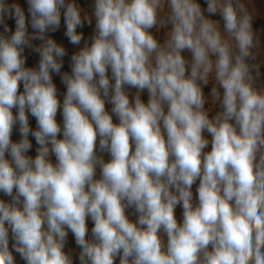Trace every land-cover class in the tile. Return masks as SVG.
<instances>
[{
	"label": "clouds",
	"instance_id": "clouds-1",
	"mask_svg": "<svg viewBox=\"0 0 264 264\" xmlns=\"http://www.w3.org/2000/svg\"><path fill=\"white\" fill-rule=\"evenodd\" d=\"M257 21L258 0H0V264H264Z\"/></svg>",
	"mask_w": 264,
	"mask_h": 264
},
{
	"label": "rangeland",
	"instance_id": "rangeland-1",
	"mask_svg": "<svg viewBox=\"0 0 264 264\" xmlns=\"http://www.w3.org/2000/svg\"><path fill=\"white\" fill-rule=\"evenodd\" d=\"M258 3H259V5H260V7H261V9L262 10H264V0H258ZM9 23L11 24L12 22L11 21H9ZM257 27H264V22H261V21H257ZM59 40H63V36H62V34L59 36V37H57ZM65 43H66V41H64ZM56 82H57V84H58V87H60V89H61V91H63L64 89H63V85H61L60 83H59V79L58 78H56ZM144 98H145V100H146V94H145V96H144ZM59 119H61L59 116H58V120ZM30 121H34L35 122V120L34 119H32V118H30ZM14 139H18V134H14V137H13ZM34 142V141H33ZM107 158V157H106ZM180 213H181V209H177V215L179 216L180 215ZM89 227H91V224H89ZM69 241H70V246H72V247H75V244H74V238H72L71 237V234H70V237H69Z\"/></svg>",
	"mask_w": 264,
	"mask_h": 264
},
{
	"label": "water",
	"instance_id": "water-1",
	"mask_svg": "<svg viewBox=\"0 0 264 264\" xmlns=\"http://www.w3.org/2000/svg\"><path fill=\"white\" fill-rule=\"evenodd\" d=\"M31 125L34 127L35 126V123L34 121H30Z\"/></svg>",
	"mask_w": 264,
	"mask_h": 264
},
{
	"label": "flooded vegetation",
	"instance_id": "flooded-vegetation-1",
	"mask_svg": "<svg viewBox=\"0 0 264 264\" xmlns=\"http://www.w3.org/2000/svg\"><path fill=\"white\" fill-rule=\"evenodd\" d=\"M35 123V122H34ZM35 127V126H34Z\"/></svg>",
	"mask_w": 264,
	"mask_h": 264
}]
</instances>
